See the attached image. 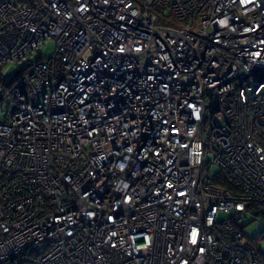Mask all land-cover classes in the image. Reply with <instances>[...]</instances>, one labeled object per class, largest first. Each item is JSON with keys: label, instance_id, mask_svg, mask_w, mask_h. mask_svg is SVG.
Returning <instances> with one entry per match:
<instances>
[{"label": "built area", "instance_id": "2783aa9c", "mask_svg": "<svg viewBox=\"0 0 264 264\" xmlns=\"http://www.w3.org/2000/svg\"><path fill=\"white\" fill-rule=\"evenodd\" d=\"M256 128L264 0H0V264H259Z\"/></svg>", "mask_w": 264, "mask_h": 264}, {"label": "rangeland", "instance_id": "374dc122", "mask_svg": "<svg viewBox=\"0 0 264 264\" xmlns=\"http://www.w3.org/2000/svg\"><path fill=\"white\" fill-rule=\"evenodd\" d=\"M54 45L52 42L46 44L40 53L41 58L47 59L53 55ZM254 140L258 142L262 147H264V128H256L254 132ZM225 217L223 215L218 216V220H223ZM249 236L256 240V244L259 252L264 255V225L254 222L246 229ZM262 237V239L260 238Z\"/></svg>", "mask_w": 264, "mask_h": 264}, {"label": "trees", "instance_id": "16d2710c", "mask_svg": "<svg viewBox=\"0 0 264 264\" xmlns=\"http://www.w3.org/2000/svg\"><path fill=\"white\" fill-rule=\"evenodd\" d=\"M20 71L18 69L13 71L12 78H10V81L6 84L7 86L12 83V81L15 80L16 76L19 75ZM258 262L259 264H264V255H262L260 252L258 254Z\"/></svg>", "mask_w": 264, "mask_h": 264}]
</instances>
